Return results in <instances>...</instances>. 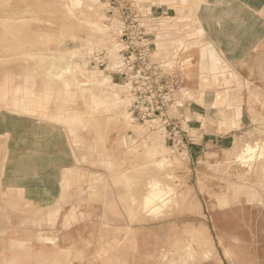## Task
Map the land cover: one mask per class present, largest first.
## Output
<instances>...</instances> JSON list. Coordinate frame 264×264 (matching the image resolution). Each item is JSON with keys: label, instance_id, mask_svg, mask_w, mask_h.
<instances>
[{"label": "rangeland", "instance_id": "1", "mask_svg": "<svg viewBox=\"0 0 264 264\" xmlns=\"http://www.w3.org/2000/svg\"><path fill=\"white\" fill-rule=\"evenodd\" d=\"M71 1L0 0V223L32 222L3 185L7 146L52 141L87 173V205L103 201L107 264H264V0ZM100 51L108 66L94 69ZM195 53L199 89L185 71ZM53 55L109 106L64 91L46 73ZM153 178L176 189L155 216L142 204Z\"/></svg>", "mask_w": 264, "mask_h": 264}, {"label": "crops", "instance_id": "2", "mask_svg": "<svg viewBox=\"0 0 264 264\" xmlns=\"http://www.w3.org/2000/svg\"><path fill=\"white\" fill-rule=\"evenodd\" d=\"M207 54L212 58V70L219 71L222 61L216 50L208 45L203 56ZM189 57L191 65L185 71L190 73L192 81L188 82V86L199 89L201 62L198 53ZM18 122L14 120L13 123L23 125ZM13 147L7 146L6 149L14 161L15 172L2 178L3 185L16 194L19 201H16V208H21L23 216L25 212L32 214V222H22L18 217L10 223H0V264H107L109 256H118L117 252L108 253L105 245L101 244L106 242L103 201L87 205L88 197L82 189L86 187L88 176L87 173L78 172L69 145L68 151H57L61 146L53 145L52 141L44 145L45 148ZM12 150L19 152L12 154ZM21 152H24L23 155ZM27 158L36 162L37 169L32 165L25 168L27 162L23 167L22 163ZM42 159L44 164L40 162ZM7 161L8 165H12L13 162ZM82 184L85 187H81ZM51 219H56L55 224H51ZM91 237L98 240V248L90 247ZM93 257L100 259L93 261Z\"/></svg>", "mask_w": 264, "mask_h": 264}, {"label": "bare ground", "instance_id": "3", "mask_svg": "<svg viewBox=\"0 0 264 264\" xmlns=\"http://www.w3.org/2000/svg\"><path fill=\"white\" fill-rule=\"evenodd\" d=\"M73 3V5H79L81 6V3H84L82 0H72L71 1ZM85 38V37H84ZM80 39V38H78ZM85 40H88L85 38ZM84 40V41H85ZM90 43H91V40H90ZM89 44V42H88ZM92 45V43L90 44ZM99 52V50L97 51ZM73 59V58H72ZM70 58V56H64V55H53L52 56V64H51V68L49 70H47V75L50 76V75H55L58 79L62 80L64 82V87H63V90L64 91H67V92H70L72 94V96H77V95H80L82 97V99H86L87 97H85V93L88 91V94H89V97L91 99V102H90V105L94 106V107H101V105H108L107 101L102 99L100 97V95H98L99 93L95 92V90H97L96 87L94 88H86V87H83L86 82L83 84V82L79 81L77 79V73L80 72L82 73L83 72V68L81 67L80 64H77L74 62V60H72ZM69 74H71V76H68ZM94 74V73H93ZM97 81V85L98 86H101L102 85V81H99V80H96ZM89 83V82H87ZM118 93V92H117ZM117 93H116V97H117ZM223 96V95H222ZM113 101H115V99L112 100V103ZM24 106V104H23ZM109 106V105H108ZM25 107V106H24ZM26 108V107H25ZM220 114V113H219ZM219 116V115H218ZM258 147V146H257ZM256 147V148H257ZM254 146L248 144L246 147H245V150L243 151V156L245 159H247L245 156H247L246 154H251V150H255L256 149ZM93 149V148H92ZM264 150V149H263ZM263 150L261 151L263 153ZM246 151H249V152H246ZM264 154V153H263ZM255 155V154H254ZM253 155V156H254ZM262 155V154H260ZM252 156V157H253ZM250 157V156H249ZM255 157V156H254ZM262 157V156H261ZM261 157L259 158L261 161ZM240 158V157H239ZM253 161V160H251ZM160 163H164V159L160 161ZM159 163V164H160ZM249 163V162H248ZM166 164V163H165ZM170 164V163H169ZM164 165V164H163ZM161 168V166L159 167ZM169 176V175H168ZM171 176V175H170ZM157 177V176H156ZM159 177V176H158ZM168 178V177H167ZM162 180V179H161ZM166 182V181H165ZM149 186H150V190L148 191L149 194L146 195V197H144V202L142 203L143 206L147 209H152L151 213L152 212H160L162 207L164 205H166L167 203L169 204L168 201H166V196L168 195L169 191H173V190H176V189H173V187L171 186H167L168 190H165L164 189V185L162 186V183L161 181L159 180V178H153L151 179V181L149 182ZM177 196V195H176ZM136 197V196H134ZM174 197V196H173ZM133 198V197H132ZM170 199V198H169ZM173 199H176L173 198ZM172 199V200H173ZM136 200V198H135ZM133 200V201H135ZM138 200V199H137ZM136 200V201H137ZM174 201V200H173ZM160 202L164 203L163 206L160 205ZM16 202L14 201V205L17 206V203L15 204ZM141 203L139 205H142ZM15 206V207H16ZM141 206V207H143ZM166 207V206H165ZM164 209V207H163ZM145 210V209H144ZM146 211V210H145ZM57 213V212H56ZM50 214V213H49ZM154 214V213H152ZM163 214V213H162ZM51 216H54V214H50ZM155 216V214H154ZM157 217V216H156Z\"/></svg>", "mask_w": 264, "mask_h": 264}, {"label": "built area", "instance_id": "4", "mask_svg": "<svg viewBox=\"0 0 264 264\" xmlns=\"http://www.w3.org/2000/svg\"><path fill=\"white\" fill-rule=\"evenodd\" d=\"M108 62H109V54L105 53L104 51H100V53H96V55H93L92 63L94 69L106 68L108 66ZM117 70L121 74H123L124 72V64H122V48H121V60L119 62Z\"/></svg>", "mask_w": 264, "mask_h": 264}]
</instances>
